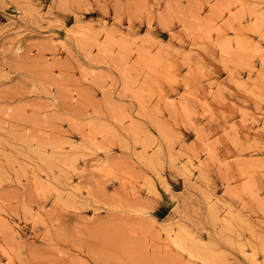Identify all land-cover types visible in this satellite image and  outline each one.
<instances>
[{
  "label": "rangeland",
  "instance_id": "1",
  "mask_svg": "<svg viewBox=\"0 0 264 264\" xmlns=\"http://www.w3.org/2000/svg\"><path fill=\"white\" fill-rule=\"evenodd\" d=\"M0 264H264V0H0Z\"/></svg>",
  "mask_w": 264,
  "mask_h": 264
}]
</instances>
